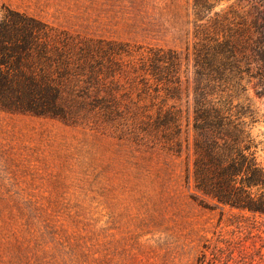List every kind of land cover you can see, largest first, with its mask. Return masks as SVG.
<instances>
[{
  "label": "rangeland",
  "instance_id": "obj_1",
  "mask_svg": "<svg viewBox=\"0 0 264 264\" xmlns=\"http://www.w3.org/2000/svg\"><path fill=\"white\" fill-rule=\"evenodd\" d=\"M7 9L125 43L134 56L174 50L186 92L178 153L163 132L140 125L128 102L138 88L126 77L105 78L97 91L70 80L64 117L0 109V264H264V213L194 188L190 125L192 46L230 41L239 99L253 109L251 132L264 149V53L248 46L264 51V0H0V18ZM93 96L117 106L98 109Z\"/></svg>",
  "mask_w": 264,
  "mask_h": 264
},
{
  "label": "trees",
  "instance_id": "obj_2",
  "mask_svg": "<svg viewBox=\"0 0 264 264\" xmlns=\"http://www.w3.org/2000/svg\"><path fill=\"white\" fill-rule=\"evenodd\" d=\"M219 45L210 39L192 46L193 186L216 203L264 213V162L259 154L264 149L251 132L253 109L239 99L244 86L235 75L241 71L234 59L237 47L230 41ZM248 46L263 56L261 47ZM142 50L134 56L125 43L81 38L7 9L0 18V109L64 117L60 95L70 80H83L97 91L105 78L112 83L126 77L138 88L139 95L128 102L140 111V125L163 132L164 147L178 153L184 117L180 103L186 92L181 59L174 50ZM125 58L135 60L125 66ZM90 100L104 110L118 102L99 96Z\"/></svg>",
  "mask_w": 264,
  "mask_h": 264
}]
</instances>
